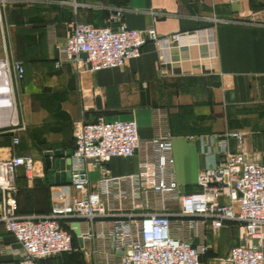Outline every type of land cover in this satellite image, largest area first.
I'll use <instances>...</instances> for the list:
<instances>
[{"label":"crops","instance_id":"0c3cea01","mask_svg":"<svg viewBox=\"0 0 264 264\" xmlns=\"http://www.w3.org/2000/svg\"><path fill=\"white\" fill-rule=\"evenodd\" d=\"M32 1L12 0L0 21V60L21 61L25 68L23 80L13 84L19 125H13L6 111L9 122L0 126V159L30 155L41 174L29 181L25 169L18 170L19 215H47L80 197L71 183L49 182L44 156L48 151L75 150L78 121L134 120L140 138L152 139L159 132L155 110L165 108L182 193L199 192L198 175L212 166L202 150V135L239 131L244 134L243 151L264 164V0H76V9L60 5L62 0ZM119 8L126 9L129 28L154 29L161 38L212 28L215 46L202 43L163 51L148 42L141 57L122 68L79 73L74 63L56 66L59 50L51 41L50 27L56 43L63 44L71 21L102 27ZM228 148L237 151V141L230 139ZM141 161L137 154L113 158L107 166L112 176L122 177L141 172ZM100 178V169L90 168L91 185H98ZM81 229L87 231L88 225L83 223ZM74 235L76 251L41 264H94ZM242 235L243 226L234 222L218 233L208 229L203 263L228 264L229 251ZM0 244L11 250L3 254L0 249V264L18 261L20 245L1 224ZM92 245L101 248L105 243L99 239Z\"/></svg>","mask_w":264,"mask_h":264},{"label":"built area","instance_id":"2783aa9c","mask_svg":"<svg viewBox=\"0 0 264 264\" xmlns=\"http://www.w3.org/2000/svg\"><path fill=\"white\" fill-rule=\"evenodd\" d=\"M11 4L12 0H0V21ZM59 4L75 9L80 6L76 0ZM125 12L124 8L116 9L102 27L71 21L63 44L56 43L54 28L50 27L51 41L59 50L56 66L74 63L79 73L122 68L129 60L141 57L148 42L163 51L202 43L215 46L212 28L161 38L154 29L129 28ZM24 75L21 61L0 60V87L6 85L13 91L14 81L20 82ZM10 115L13 125L18 126L13 104ZM155 122L159 132L145 140L140 138L134 120L76 122V146L68 172L71 187L80 197L47 215L18 214V170L24 168L29 181L40 177L35 159L30 155L0 159V224L20 245L18 261L1 264H41L73 253L74 230L78 228L83 243L80 250L94 264H204L202 257L209 250L207 230L218 233L230 222L241 224L243 235L230 249L226 262L264 264V164L243 151L244 134L229 131L200 136L202 150L211 157L212 166L200 171L199 192L182 193L165 108L155 110ZM230 139L237 141V151L229 150ZM19 142L14 137L13 144ZM137 154L142 159L141 172L111 175L107 165L113 158ZM90 168L100 169L96 186L90 183ZM75 223L79 226H73ZM83 223L88 225L87 231H82ZM108 223L110 226H105ZM99 239L105 243L101 248L92 245ZM0 249L3 254L11 253L5 245L0 244Z\"/></svg>","mask_w":264,"mask_h":264},{"label":"water","instance_id":"95a60500","mask_svg":"<svg viewBox=\"0 0 264 264\" xmlns=\"http://www.w3.org/2000/svg\"><path fill=\"white\" fill-rule=\"evenodd\" d=\"M83 58H86L87 55L83 54ZM73 150L63 151H48L44 154L45 156V167L48 170V180L51 184H67L71 183V174L66 171V167L70 165V160L73 155ZM54 159L57 161L54 162ZM73 226H79L77 223ZM74 233L78 236L80 245L82 246V238L80 237V229H75Z\"/></svg>","mask_w":264,"mask_h":264},{"label":"bare ground","instance_id":"6f19581e","mask_svg":"<svg viewBox=\"0 0 264 264\" xmlns=\"http://www.w3.org/2000/svg\"><path fill=\"white\" fill-rule=\"evenodd\" d=\"M11 91L8 90V87H0V126L5 125L9 122L7 118L5 119L6 111L11 113L12 109V98ZM8 117V115H7Z\"/></svg>","mask_w":264,"mask_h":264},{"label":"rangeland","instance_id":"374dc122","mask_svg":"<svg viewBox=\"0 0 264 264\" xmlns=\"http://www.w3.org/2000/svg\"><path fill=\"white\" fill-rule=\"evenodd\" d=\"M10 91H12V89ZM11 97H12V102H14V99H13V91L11 92Z\"/></svg>","mask_w":264,"mask_h":264}]
</instances>
